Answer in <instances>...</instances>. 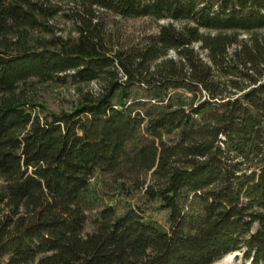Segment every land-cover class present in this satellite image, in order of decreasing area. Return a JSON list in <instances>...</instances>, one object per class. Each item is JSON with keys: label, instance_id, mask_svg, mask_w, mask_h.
<instances>
[{"label": "trees", "instance_id": "1", "mask_svg": "<svg viewBox=\"0 0 264 264\" xmlns=\"http://www.w3.org/2000/svg\"><path fill=\"white\" fill-rule=\"evenodd\" d=\"M105 13L167 22L115 47ZM262 30L264 0H0V264L264 263ZM33 78L98 90L40 114ZM115 172L168 228L106 198Z\"/></svg>", "mask_w": 264, "mask_h": 264}, {"label": "rangeland", "instance_id": "2", "mask_svg": "<svg viewBox=\"0 0 264 264\" xmlns=\"http://www.w3.org/2000/svg\"><path fill=\"white\" fill-rule=\"evenodd\" d=\"M67 6L64 5L63 8ZM106 37L115 47L128 46L139 43L146 35L156 33L158 25L166 23L167 20H154L148 17L139 18H121L111 13L104 15ZM50 23L54 26V34L63 38H75L78 34L74 23L67 19L63 14L56 15ZM261 32H264L262 30ZM41 36L49 37L48 34ZM173 55V52H169ZM85 90H98V84L91 81L85 84L39 82L36 79H29L22 83L18 92L20 96L29 103H36L35 111L43 114L46 111L59 113L61 111L73 108L79 101L80 95ZM101 180L104 192L107 193V199H117V201H127L132 205L141 206L147 218L155 220L162 227L168 228V213L166 210L158 209V203L148 201L143 194L142 189L137 188L136 182L131 178H122L115 173H107L98 176ZM101 187L100 183L99 186ZM93 212H89L92 215ZM91 217V216H89ZM92 230L90 220L85 225V231ZM213 264H250V261L244 260L241 252H232L225 255ZM264 264V263H261Z\"/></svg>", "mask_w": 264, "mask_h": 264}]
</instances>
